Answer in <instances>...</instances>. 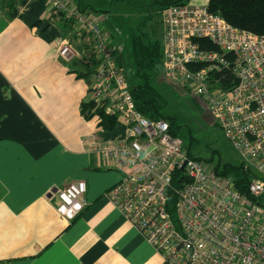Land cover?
<instances>
[{"label": "built area", "instance_id": "obj_1", "mask_svg": "<svg viewBox=\"0 0 264 264\" xmlns=\"http://www.w3.org/2000/svg\"><path fill=\"white\" fill-rule=\"evenodd\" d=\"M46 2L50 15L72 21L89 38L98 61L87 83L90 101L122 128L117 138L82 137L87 153L122 174L107 199L165 264H264V35L233 27L207 5L161 12L163 78L205 104L243 169L259 174L243 193L230 175L192 158L167 121L136 110L111 36L97 19L71 0ZM57 53L66 61L78 57L67 41ZM89 121L104 129L99 115ZM86 189L79 180L50 189L48 197L72 221L87 206Z\"/></svg>", "mask_w": 264, "mask_h": 264}, {"label": "crops", "instance_id": "obj_2", "mask_svg": "<svg viewBox=\"0 0 264 264\" xmlns=\"http://www.w3.org/2000/svg\"><path fill=\"white\" fill-rule=\"evenodd\" d=\"M71 1L97 19L99 0ZM62 41L78 57L60 58ZM97 65L89 38L50 15L46 0H0V264H165L105 196L121 172L84 150V136L122 133L119 125L101 130L81 115ZM79 180L87 206L67 221L48 191Z\"/></svg>", "mask_w": 264, "mask_h": 264}, {"label": "rangeland", "instance_id": "obj_3", "mask_svg": "<svg viewBox=\"0 0 264 264\" xmlns=\"http://www.w3.org/2000/svg\"><path fill=\"white\" fill-rule=\"evenodd\" d=\"M150 4V0H99L94 4L93 15L97 19L103 18L98 22L111 36L114 56L129 88L144 82L135 75L131 33L142 34L145 42L162 44L161 14ZM148 75L149 82L158 89L166 103L164 112L175 119L174 129L178 130V136L192 158L200 161L206 169L215 168L220 172L226 165L238 167L243 164L221 128L211 119L207 106L186 89L165 81L162 62ZM249 170L256 177L259 175L253 168Z\"/></svg>", "mask_w": 264, "mask_h": 264}, {"label": "trees", "instance_id": "obj_4", "mask_svg": "<svg viewBox=\"0 0 264 264\" xmlns=\"http://www.w3.org/2000/svg\"><path fill=\"white\" fill-rule=\"evenodd\" d=\"M150 2L157 13L161 14L165 8L184 5L189 0H150ZM207 7L211 13L221 16L227 23L239 30L264 35V0H208ZM130 44L135 75L144 79L142 84L130 88L136 110L150 120L163 119L167 121L172 133L178 136V130L174 129L175 119L164 112L166 103L158 89L149 82L148 73L161 62L163 65L162 44L156 41L145 42L143 35L135 32L130 35ZM80 76L86 77V73ZM80 108L81 115L85 120L89 121L93 116L99 115L100 124L105 131L115 128V118L103 115L101 109L95 107L93 101L83 102ZM221 173L230 175L236 189L243 193L249 182L256 178L250 170L245 171L243 165L238 167L226 165Z\"/></svg>", "mask_w": 264, "mask_h": 264}]
</instances>
